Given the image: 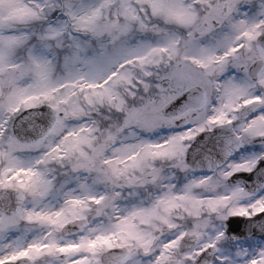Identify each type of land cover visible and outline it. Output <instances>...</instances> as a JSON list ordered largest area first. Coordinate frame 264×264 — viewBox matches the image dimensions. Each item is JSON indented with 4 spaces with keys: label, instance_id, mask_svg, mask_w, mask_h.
<instances>
[{
    "label": "snow or ice",
    "instance_id": "1",
    "mask_svg": "<svg viewBox=\"0 0 264 264\" xmlns=\"http://www.w3.org/2000/svg\"><path fill=\"white\" fill-rule=\"evenodd\" d=\"M0 264H264V0H0Z\"/></svg>",
    "mask_w": 264,
    "mask_h": 264
}]
</instances>
